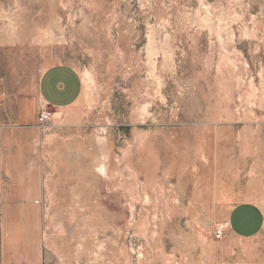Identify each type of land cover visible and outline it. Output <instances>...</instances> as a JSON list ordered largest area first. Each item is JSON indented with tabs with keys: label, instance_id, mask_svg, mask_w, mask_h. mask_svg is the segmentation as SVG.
Here are the masks:
<instances>
[{
	"label": "rangeland",
	"instance_id": "rangeland-1",
	"mask_svg": "<svg viewBox=\"0 0 264 264\" xmlns=\"http://www.w3.org/2000/svg\"><path fill=\"white\" fill-rule=\"evenodd\" d=\"M244 202L264 217V0H0V264H264Z\"/></svg>",
	"mask_w": 264,
	"mask_h": 264
},
{
	"label": "crops",
	"instance_id": "crops-1",
	"mask_svg": "<svg viewBox=\"0 0 264 264\" xmlns=\"http://www.w3.org/2000/svg\"><path fill=\"white\" fill-rule=\"evenodd\" d=\"M82 92L79 74L70 66L57 64L48 67L40 80V93L46 104L63 108L73 104ZM230 226L240 236H251L264 225L262 210L253 202L234 207Z\"/></svg>",
	"mask_w": 264,
	"mask_h": 264
},
{
	"label": "bare ground",
	"instance_id": "bare-ground-1",
	"mask_svg": "<svg viewBox=\"0 0 264 264\" xmlns=\"http://www.w3.org/2000/svg\"><path fill=\"white\" fill-rule=\"evenodd\" d=\"M57 64H58V62L53 60V62L51 63L50 67L54 66V65H57ZM88 79L91 82H94L91 74H88ZM91 141H93V146L92 147H87L86 145L83 144V142L79 141L77 143L78 149L80 151L85 152L86 154L90 155L94 159V161H97L98 163H101L102 165H104L105 168H107V165H108L109 159H110V149H109V147L106 144L103 145V143H105L104 141H107V138L106 137H101V138L92 137ZM99 166H100V164H99ZM74 169H75V173L76 174H79V175L81 174V175H84L85 177H89V178L98 177L99 174H100L95 169H92V166L90 168L87 166L85 168V171L81 172L80 168H78L77 165L74 164ZM258 199H259V201L263 202L262 196H259Z\"/></svg>",
	"mask_w": 264,
	"mask_h": 264
},
{
	"label": "built area",
	"instance_id": "built-area-1",
	"mask_svg": "<svg viewBox=\"0 0 264 264\" xmlns=\"http://www.w3.org/2000/svg\"><path fill=\"white\" fill-rule=\"evenodd\" d=\"M48 118H49V113H47V112L41 113V116H40L41 121H46ZM226 230H227V227L225 225H221V226L217 227L214 230L215 237L216 238H222L225 235Z\"/></svg>",
	"mask_w": 264,
	"mask_h": 264
}]
</instances>
